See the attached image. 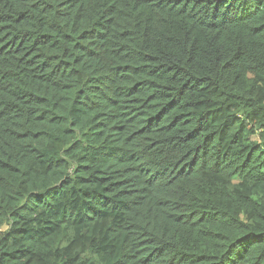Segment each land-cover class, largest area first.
I'll return each mask as SVG.
<instances>
[{
  "label": "trees",
  "instance_id": "obj_1",
  "mask_svg": "<svg viewBox=\"0 0 264 264\" xmlns=\"http://www.w3.org/2000/svg\"><path fill=\"white\" fill-rule=\"evenodd\" d=\"M0 264H264V0H0Z\"/></svg>",
  "mask_w": 264,
  "mask_h": 264
}]
</instances>
